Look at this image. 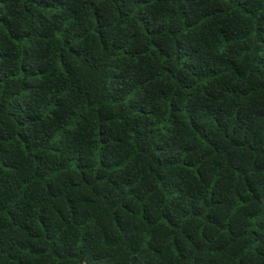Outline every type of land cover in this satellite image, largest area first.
<instances>
[{"label": "trees", "instance_id": "trees-1", "mask_svg": "<svg viewBox=\"0 0 264 264\" xmlns=\"http://www.w3.org/2000/svg\"><path fill=\"white\" fill-rule=\"evenodd\" d=\"M0 264H264V0H0Z\"/></svg>", "mask_w": 264, "mask_h": 264}]
</instances>
